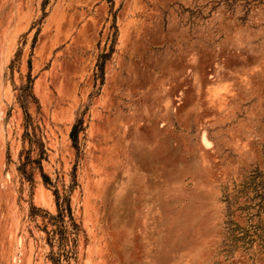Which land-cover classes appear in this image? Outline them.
<instances>
[{
    "label": "rangeland",
    "instance_id": "374dc122",
    "mask_svg": "<svg viewBox=\"0 0 264 264\" xmlns=\"http://www.w3.org/2000/svg\"><path fill=\"white\" fill-rule=\"evenodd\" d=\"M58 261L264 264V0H0V264Z\"/></svg>",
    "mask_w": 264,
    "mask_h": 264
},
{
    "label": "trees",
    "instance_id": "16d2710c",
    "mask_svg": "<svg viewBox=\"0 0 264 264\" xmlns=\"http://www.w3.org/2000/svg\"><path fill=\"white\" fill-rule=\"evenodd\" d=\"M69 211H70V209H69ZM60 215H61V212H60ZM62 241H63V240H62ZM58 264H60L59 261H58Z\"/></svg>",
    "mask_w": 264,
    "mask_h": 264
}]
</instances>
